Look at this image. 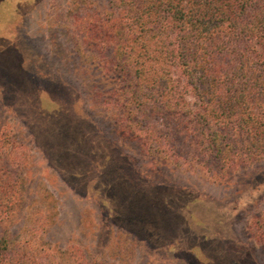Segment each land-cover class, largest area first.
<instances>
[{"label": "rangeland", "instance_id": "374dc122", "mask_svg": "<svg viewBox=\"0 0 264 264\" xmlns=\"http://www.w3.org/2000/svg\"><path fill=\"white\" fill-rule=\"evenodd\" d=\"M115 1L0 0V148L18 146L0 173L21 177L23 202L0 239L26 237L34 214L56 264H264L247 234L264 211V162L223 180L171 167L102 101L110 87L92 60L109 56L87 25Z\"/></svg>", "mask_w": 264, "mask_h": 264}, {"label": "trees", "instance_id": "16d2710c", "mask_svg": "<svg viewBox=\"0 0 264 264\" xmlns=\"http://www.w3.org/2000/svg\"><path fill=\"white\" fill-rule=\"evenodd\" d=\"M112 7V17L87 26L96 54L108 53L92 64L106 71L111 97L102 101L117 108L124 132L155 141L158 159L171 167H211L222 180L263 163L264 0H116ZM14 145L0 148V162ZM5 176L0 222L23 206L21 177ZM33 216L22 217L26 237L0 239V264H56L40 240L46 226ZM247 230L264 251V211Z\"/></svg>", "mask_w": 264, "mask_h": 264}]
</instances>
